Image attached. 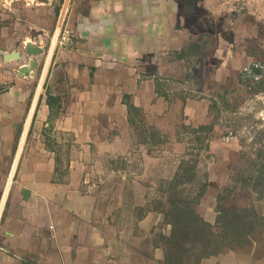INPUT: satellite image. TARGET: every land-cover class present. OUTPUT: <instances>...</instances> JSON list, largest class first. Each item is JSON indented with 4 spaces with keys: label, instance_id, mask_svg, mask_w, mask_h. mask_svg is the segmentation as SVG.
Segmentation results:
<instances>
[{
    "label": "crops",
    "instance_id": "crops-1",
    "mask_svg": "<svg viewBox=\"0 0 264 264\" xmlns=\"http://www.w3.org/2000/svg\"><path fill=\"white\" fill-rule=\"evenodd\" d=\"M14 1L21 0L6 3ZM29 6L9 15L42 25L36 20L51 5ZM187 14L180 0H74L65 35L59 28L52 55L56 79L50 95L61 106L58 116L39 124L30 136L40 94L22 149L37 91L32 96L27 85L34 71L20 77L22 64L15 73L8 72L7 81L4 71L0 207L9 188L0 215V264H166L164 237L170 226L165 216L146 211L137 217L128 197V190L143 187L152 161L144 151L147 144L137 141L128 104L142 110L150 125L178 109L166 86L190 79L187 59L181 56L195 38L188 33ZM13 52H1L0 70L23 59L18 52L19 60L5 62L4 54ZM223 62L231 64L227 54ZM239 75L231 69L212 71L208 65L200 81L211 91L213 85L240 83ZM50 101L41 106L47 116L53 109ZM209 103L184 100L180 116L203 126L209 121ZM42 126L54 134L57 130L56 135L48 139L39 132ZM117 158L140 161L141 166L116 168L110 161ZM166 171L160 170L162 178ZM259 214L264 217V199ZM199 264H264V256L256 257L255 248L235 249Z\"/></svg>",
    "mask_w": 264,
    "mask_h": 264
},
{
    "label": "rangeland",
    "instance_id": "rangeland-1",
    "mask_svg": "<svg viewBox=\"0 0 264 264\" xmlns=\"http://www.w3.org/2000/svg\"><path fill=\"white\" fill-rule=\"evenodd\" d=\"M180 1L188 13V33L195 36L181 54L187 59L190 79L180 83L168 81V99L178 104L175 112L162 117L157 125L147 124L144 118L137 119L138 128L134 130L137 141L147 144L144 151L152 161H148L150 169L145 184L139 190H128V197L136 205L137 217L146 211L164 216L168 213V255L175 258L173 264H197L203 253L200 241L196 240L198 243L193 245L200 233L186 229L182 223L183 217H192L191 210L213 225V232L221 243L216 254L255 248L256 257H263L264 217L259 214V206L264 199V89L256 93L254 81H237L235 85L224 83L213 85L211 91L205 90L200 76L208 65L212 71L231 69L239 75L257 64L261 65L264 77V0ZM58 4L56 0L48 13L36 20L42 25H28L26 21H18L17 15L15 19L9 15L15 9H25V0L10 4L0 0V51L15 50L23 57L0 70V77L6 71L7 81L8 72L15 73L20 65L35 60L38 66L33 77L27 80L32 96L44 73L54 33L60 28L62 37L65 35L72 12L59 25ZM28 46L40 47L43 53L32 56L27 52ZM226 54L231 64L223 62ZM175 56L178 54L173 53L172 57ZM210 58L213 64H208ZM54 61L52 58L46 72L38 118L30 128V136L39 124L58 116L61 107L50 95L56 79ZM225 81L232 80L225 78ZM189 99L210 102L209 121L205 124L210 125L208 128L199 130L200 126L186 123L180 116L179 105ZM46 101L53 106L49 116L42 113L41 106L44 108ZM49 128L39 132L52 139L57 130L54 134V129ZM137 163L119 158L110 161L112 166L121 169L138 167V170L141 163ZM162 168L167 170L165 178L160 172Z\"/></svg>",
    "mask_w": 264,
    "mask_h": 264
},
{
    "label": "trees",
    "instance_id": "trees-1",
    "mask_svg": "<svg viewBox=\"0 0 264 264\" xmlns=\"http://www.w3.org/2000/svg\"><path fill=\"white\" fill-rule=\"evenodd\" d=\"M59 9H60V5H59ZM59 9H58V13H59ZM181 56H185V55H181ZM239 81L240 83H244L246 81L247 82L254 81L253 83L255 84L256 87L255 92L256 93L261 92V90L264 89V77H263V71L261 65L253 64L247 70H244L239 75ZM128 112L131 117L130 122L132 125H137V122H139V120L137 119L144 118L142 110H140L133 104H128ZM209 126L210 125L200 126L199 130H204ZM191 213H192V217H186V218L183 217L182 223L186 229L196 230L198 233H200L198 238L195 239L194 241L195 243L193 244L195 246L197 242L196 240H198L201 242L200 244H202L203 246V253L200 255L199 261L197 263L199 264L202 259L216 254L219 251L221 243L219 237H217L213 232V225H211L209 222L205 221L200 216L193 213L192 210ZM165 219L166 222L168 223V213L165 214ZM182 238L184 239L185 235H182ZM164 243L166 250V264H168V261L170 262V264H173L175 262V258H169L168 255V237H164ZM212 246H215L214 249H212Z\"/></svg>",
    "mask_w": 264,
    "mask_h": 264
},
{
    "label": "bare ground",
    "instance_id": "bare-ground-1",
    "mask_svg": "<svg viewBox=\"0 0 264 264\" xmlns=\"http://www.w3.org/2000/svg\"><path fill=\"white\" fill-rule=\"evenodd\" d=\"M59 28L57 29L53 39H52V43H51V47L50 49L48 50L49 53H48V56H47V60H46V65H45V70L44 73L42 74V77L40 79V82H39V85H38V88H37V91H36V96H35V99H34V103H33V106H32V109L30 111V114L28 116V119H27V123H26V126H25V131H24V134L22 136V139H21V143H20V148L22 149V146H23V143H24V139H25V136H26V133H27V130H29V125H30V122H31V119L33 118V113H34V110L36 108V104H37V101H38V98H39V95H40V92H41V89L43 87V83L45 81V78H46V72H47V69H48V66H49V63L51 61V58H52V55H53V52L55 50V46H56V42H57V36H58V33H59ZM29 44H32V43H29ZM7 188V187H6ZM5 188V189H6ZM9 188V187H8ZM8 188L6 189V192H5V195H4V199H3V202H2V205L0 207V215L1 212H2V208H3V205H4V201H5V197L7 195V192H8ZM3 198V197H2Z\"/></svg>",
    "mask_w": 264,
    "mask_h": 264
},
{
    "label": "water",
    "instance_id": "water-1",
    "mask_svg": "<svg viewBox=\"0 0 264 264\" xmlns=\"http://www.w3.org/2000/svg\"><path fill=\"white\" fill-rule=\"evenodd\" d=\"M27 52H28V54H30L32 56H38V55L43 53V49L40 47L31 48L30 46H28ZM3 58H4L5 62H8L12 59L13 60H19L21 58V56L18 52H13V53L4 54ZM36 67H37V62L35 60H31L28 65H25L19 69V76L24 77V76L30 75L31 72H33L36 69ZM27 194H28V192L25 193V196Z\"/></svg>",
    "mask_w": 264,
    "mask_h": 264
},
{
    "label": "built area",
    "instance_id": "built-area-1",
    "mask_svg": "<svg viewBox=\"0 0 264 264\" xmlns=\"http://www.w3.org/2000/svg\"><path fill=\"white\" fill-rule=\"evenodd\" d=\"M27 5L38 6L43 4H54L56 0H25ZM74 0H59V25H63L69 12L72 10ZM189 83V81L187 82Z\"/></svg>",
    "mask_w": 264,
    "mask_h": 264
},
{
    "label": "flooded vegetation",
    "instance_id": "flooded-vegetation-1",
    "mask_svg": "<svg viewBox=\"0 0 264 264\" xmlns=\"http://www.w3.org/2000/svg\"><path fill=\"white\" fill-rule=\"evenodd\" d=\"M251 66V65H250ZM245 70H247V69H245ZM243 72V71H242Z\"/></svg>",
    "mask_w": 264,
    "mask_h": 264
}]
</instances>
